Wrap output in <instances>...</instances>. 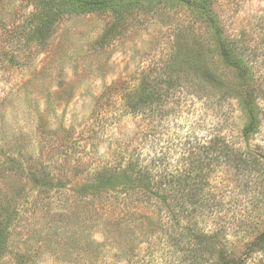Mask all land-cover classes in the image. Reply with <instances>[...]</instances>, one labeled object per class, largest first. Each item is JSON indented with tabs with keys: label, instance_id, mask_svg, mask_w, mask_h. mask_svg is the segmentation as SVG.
<instances>
[{
	"label": "trees",
	"instance_id": "trees-1",
	"mask_svg": "<svg viewBox=\"0 0 264 264\" xmlns=\"http://www.w3.org/2000/svg\"><path fill=\"white\" fill-rule=\"evenodd\" d=\"M3 1L0 0V7ZM29 1L33 10L20 23L9 25L2 14L5 11L0 13V30L26 48L32 44L47 46L57 27L75 15L110 12L115 18L113 27L118 29L138 11L149 8L145 7V0ZM179 1L198 11L202 22L221 36L222 71L209 64L214 55L197 51L191 56L187 52L171 58L166 64H170L168 67L141 72L134 82H115L107 86L98 100L99 106H109L102 118V122L103 119L105 123L111 122L109 127H112L107 152L98 155V146L94 145L87 155H97L88 161L91 164H85L87 159L80 153L72 161L69 157L62 159L61 153L57 157L51 155L57 173L50 176L46 170L37 169L32 180L36 187L41 186V191L47 192L56 186L62 191L70 182L85 175L86 182L77 193L89 209V215L80 218L75 229L82 227V237L91 242H96V233L113 239L108 240L110 242H116L121 233L128 245L138 242L148 247L152 240L157 246L161 245L146 248L140 259L142 264H244L248 257L264 256V228L260 220L254 226L247 224V220H252L250 215L245 219L234 217L239 225L231 226L223 219L222 207L225 200L230 199V179L237 175L235 181L240 186L239 176H253L264 163V151L242 145L249 143L261 128L263 110L259 96L263 87L259 81L262 82V76L256 66V54L246 47L244 38L226 34L220 20L210 15L211 0ZM167 2L161 0L160 3ZM262 31L260 38L264 43V28ZM115 33L107 30L99 44L117 38ZM8 61L14 63L15 59ZM229 80L234 82L233 87L245 90L246 97L239 103L248 115L246 122H237L239 116L233 117L232 106L224 110L236 99L228 89L232 85ZM103 100H108L109 104H102ZM198 104L203 112L212 110L213 119L210 116L208 124L211 127L197 128L198 123L189 121L188 132L173 130L171 126L177 128L179 119ZM53 112L56 118H61L56 107L51 108V114ZM220 116L225 117L220 119ZM133 121L134 127L129 128ZM61 123L59 127L66 132ZM198 131H205L206 135L201 136ZM67 132V139L75 141L71 131ZM1 160L0 260L8 253L16 223L18 225L20 215H24L20 206L23 195L13 191L8 182V170L14 168H7L6 161ZM4 185L8 190L3 192ZM33 201L38 209L42 200L37 196ZM228 226L244 232L245 237H252L243 250L232 249L234 243L222 235ZM20 254L18 252L16 258Z\"/></svg>",
	"mask_w": 264,
	"mask_h": 264
},
{
	"label": "rangeland",
	"instance_id": "rangeland-1",
	"mask_svg": "<svg viewBox=\"0 0 264 264\" xmlns=\"http://www.w3.org/2000/svg\"><path fill=\"white\" fill-rule=\"evenodd\" d=\"M166 1L165 4L160 3L161 0H145L143 3L149 8L138 11L118 29L113 27L115 18L110 12L66 18L45 47L32 44L26 48L0 30V158L6 161L7 168H14L8 170V182L13 191L24 197L20 199L24 215H20L22 219L18 225L16 223L10 249L0 264H142L140 259L145 250L161 246L154 240L148 247L138 242L128 245L121 233L116 242L108 241L113 239L101 233L95 234L96 242L84 240L82 227L76 230L75 223L89 215V209L77 193L86 182L85 175L70 182L62 191L56 186L44 192L41 186L36 187L32 174L41 168L50 176L57 173L51 155L57 157L61 153L62 159L69 157L72 161L80 153L87 159L85 164H91L88 161L97 155H87L94 145L98 146V155L107 152L112 127H109L111 122L105 123L104 119L102 122V118L109 106L98 104L107 86L115 82H134L141 72L168 67L170 64H166L171 58L187 52L191 56L197 51L214 55L209 64L222 71L221 36L202 22L203 18L200 19L195 9L179 0ZM209 4L210 15L220 20L225 33L244 38L246 47L256 54V66L262 76L259 83L263 87L259 96L262 124L259 133L242 145L264 151V43L260 38L264 28V0H211ZM32 10L29 0H4L0 7L9 25L24 21ZM107 30L116 32L118 37L101 45L99 41ZM10 58L15 62L8 61ZM228 82L232 84L228 89L236 99L224 110L232 106L233 117L239 116L237 122H246L248 115L239 103L246 97L245 90L233 87L231 80ZM106 101L102 104H109ZM52 107L57 108L61 118H56L54 112L51 114ZM212 114V110L210 113L201 111L200 104L191 106L186 116L179 119L177 128L171 127L188 132L189 121L198 123L199 128L210 123ZM60 122L66 132L71 131L75 141L67 139L66 132L59 127ZM132 127L134 121L129 124V128ZM198 133L206 135L205 131ZM236 178L237 175L229 181L231 201L228 198L222 207L224 221L231 226L239 225L235 218L245 219L250 215L252 220H247V224L254 226L260 220L264 228V163L253 176H239L240 186ZM2 189L4 192L8 187L4 185ZM37 196L42 200L38 209L33 201ZM139 211L148 213L143 209ZM233 228L228 226L222 235L234 243L232 249L238 252L252 237H245L244 232ZM84 231L86 234L87 228L84 227ZM18 252L21 254L16 258ZM21 259L25 262H18ZM244 264H264V256L248 257Z\"/></svg>",
	"mask_w": 264,
	"mask_h": 264
}]
</instances>
